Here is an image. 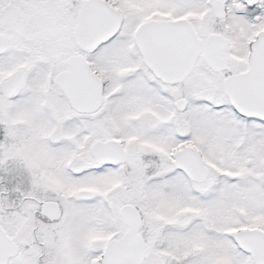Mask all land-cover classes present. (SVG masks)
<instances>
[{"label":"snow or ice","instance_id":"1","mask_svg":"<svg viewBox=\"0 0 264 264\" xmlns=\"http://www.w3.org/2000/svg\"><path fill=\"white\" fill-rule=\"evenodd\" d=\"M0 264H264V0H0Z\"/></svg>","mask_w":264,"mask_h":264}]
</instances>
